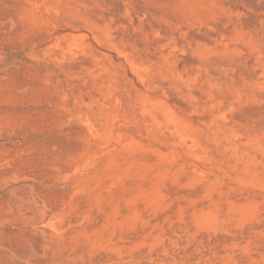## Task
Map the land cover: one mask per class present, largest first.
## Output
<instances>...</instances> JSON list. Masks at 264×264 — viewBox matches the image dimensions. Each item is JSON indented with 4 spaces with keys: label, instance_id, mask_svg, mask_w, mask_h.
Masks as SVG:
<instances>
[{
    "label": "rangeland",
    "instance_id": "374dc122",
    "mask_svg": "<svg viewBox=\"0 0 264 264\" xmlns=\"http://www.w3.org/2000/svg\"><path fill=\"white\" fill-rule=\"evenodd\" d=\"M0 264H264V0H0Z\"/></svg>",
    "mask_w": 264,
    "mask_h": 264
}]
</instances>
